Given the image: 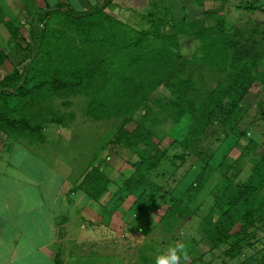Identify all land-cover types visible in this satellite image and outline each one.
I'll return each instance as SVG.
<instances>
[{
    "label": "rangeland",
    "instance_id": "374dc122",
    "mask_svg": "<svg viewBox=\"0 0 264 264\" xmlns=\"http://www.w3.org/2000/svg\"><path fill=\"white\" fill-rule=\"evenodd\" d=\"M68 2V9L82 11L77 0ZM162 2L154 8L118 5L126 16L117 19L145 31L147 17L156 9L157 16L170 22L185 20L187 30L203 34L217 26L206 18L207 13L215 12L224 21L223 32H212L216 44L207 51L208 56L204 58L201 51L207 36L203 34L205 41H201L190 33L176 42L173 52L179 55V62L171 67L170 59H164L169 66L163 72L172 70V76L181 77L177 82H170L163 72L157 76L149 72L133 80L141 63L138 59L148 64L160 49L157 39L145 40L136 56L132 50L98 47L74 36L57 42L31 84L36 87L45 78L66 74L85 76L82 89L41 93L34 101L0 92V106L11 107L14 120H29L33 126L51 122L40 133L30 135V143L45 144V150L39 157L31 152L23 171L31 170V177L45 172L46 193L62 186L57 178L60 174L50 169L60 172L66 181L63 193L76 205L62 224L61 253L66 264H73L76 258L79 264H155L154 257L177 242L185 246L188 256L181 264H264V222L243 230L236 225L229 233L231 238L217 248L207 238L213 223L227 209L225 195L233 190L242 196L264 156V0H182L181 5L175 0L170 8ZM34 20L13 18L15 28L9 32L13 35L18 30L24 41L14 44L12 37L0 38V91L7 87L4 78L21 74L28 63L31 30L38 45L44 43L47 49L50 39H39L41 30L58 31L67 23L47 18L46 28L39 25L37 29ZM129 75L130 82L140 86L135 104L128 101L129 94L115 88L119 83L123 87L121 83ZM182 77L195 83L196 103L211 109L221 90L229 89L228 81L239 85L238 98L233 100L230 95L225 99L234 108L231 114L218 111L206 129H198L196 137H192L193 125L198 120V128L201 122L185 114V95L178 99L180 94L174 91L180 88ZM141 124L148 131L146 143L131 147L117 142ZM156 146L162 153L156 165L143 173V179L134 177L138 152ZM17 154L21 158L20 150ZM102 159L109 189L95 202L79 190ZM33 160L39 163L32 164ZM130 178L136 180L132 191L127 190ZM174 206H181L183 215L167 217ZM240 244L241 254L230 257L228 251ZM71 253L76 256L72 263Z\"/></svg>",
    "mask_w": 264,
    "mask_h": 264
},
{
    "label": "trees",
    "instance_id": "16d2710c",
    "mask_svg": "<svg viewBox=\"0 0 264 264\" xmlns=\"http://www.w3.org/2000/svg\"><path fill=\"white\" fill-rule=\"evenodd\" d=\"M111 3L112 0H106L101 7H94V9L92 8L88 12H77L73 10V8L68 9L67 6L61 4L56 6V8L51 9V12L49 11L44 16H41L38 19L35 18L36 20H34V23L37 24V29L39 28V25L41 26L40 28H46L48 21L47 18L57 20L60 19L61 21L59 22L67 23L62 25L61 29L58 31H46L45 29L41 30V32H43L39 39H42L43 42L50 39L51 45L50 48L47 49L43 47L44 43L42 46L41 44L38 45V40L33 34L34 31L31 30L26 49L29 61L24 66L21 74L16 73L4 78V81L7 83V87L6 90L0 92H4V94H8L9 96L16 97L18 99H28L29 101H34V98L39 97V94L41 93H59L67 89H82L85 76L72 77L66 74L59 77L45 78V80L39 82L36 87L34 84H31L38 76L39 71L44 69V66L47 64L46 61L48 60V57L57 42L65 39L71 40L70 37L73 38V36L78 40L80 39L82 43L91 42L97 46L107 45L123 52L132 50L134 52H132V54L135 56L138 54L136 51L142 47L145 40H149V38H153L154 40L157 39V42L161 43V47L152 55L151 62L145 64L142 58L138 59L141 63H139V68L136 72L133 73V80L135 77L137 80H140L149 72H153L154 76L161 74L165 65L169 66V63H164V59L166 58L170 59L171 67L173 66V63L179 62V55L173 52L174 48H177L176 42L178 38L189 36L191 33L194 37L203 41L205 39L204 35H206L208 40L207 42H204V45L201 48L205 58L208 56L207 51L216 44V41H214V38L212 37V32L215 30L218 35L223 32L222 28L224 21L222 18L218 17L215 12L207 13L206 18H212V21L217 22H214L217 26H213V28L209 29V31L203 32V35L199 32L192 33L190 30H187L185 20L182 22H170L163 19L164 17L157 16L159 11L157 12L156 9H154L153 13L151 12L147 17L150 18L147 30L139 31L130 27L120 19L107 14L106 9L110 7ZM165 17L167 16L165 15ZM152 18H157V20ZM201 25L203 26L204 22L201 23ZM6 26L9 27L8 29H10L12 33L15 25L12 22H8ZM154 26L155 28H153ZM17 31L18 30H14L13 35L11 34L14 44H17L24 39ZM232 53L235 55L234 52ZM141 55L146 54L142 53ZM1 56H3L4 59L7 57L5 54H2ZM244 69H247L246 65L244 66ZM171 72L172 70H169L166 73L163 72V74L165 77L170 76V78H167L170 79V82H177L181 77L172 76L170 74ZM131 77L132 76L129 75L128 78L121 83V85L124 84L123 87H119V83L115 85V88L117 90L121 89V91L125 94H129L130 100L128 101L131 104H135L137 99L136 94L139 92L140 86L137 82L131 83ZM181 80L182 81L179 86L180 88H175L174 91L177 94H180L178 99L184 98L182 96L185 95V114L189 115L191 120L194 121L199 119L201 122L198 128H196L198 120L196 122L194 121L196 125H193L194 129L192 137L197 136L196 133L199 128L206 129L207 126L213 122L218 111H223L224 113H229L230 115L234 108L227 105L225 99L227 96L232 95V99L235 100L236 97L238 98L240 95L238 83L228 81L229 89L221 90V94L218 98L219 101L216 103V106L211 109L204 104L199 102L196 103L198 96H195L197 94L195 87L192 88L195 85L192 79L185 80L184 77H182ZM192 98L196 100H192ZM238 108H236V110ZM12 112L13 109L11 107L0 106V136L5 134L12 136L14 139L16 137H23L30 143L29 137L31 134L40 133L44 126L51 124V122L47 120L33 126L32 122L29 120H14L12 118ZM203 132L204 131H202V133ZM147 135L148 131L145 126L141 124L133 133L126 134L117 142L124 143L131 147H138L146 143ZM161 155L162 153L158 146L153 147V149L150 150L143 149L142 151H139L136 155V157H138V161L134 164L136 167L134 177L140 176V179H143V173L151 169L153 167V163L156 165L155 162L159 160ZM199 158L201 157L199 156ZM104 166L105 164L102 159L98 162L96 168H92L90 175L85 178L84 183L81 184L83 186H81L79 190L95 202L100 201L109 189L107 186V184H109V179L105 173ZM128 181L127 190L132 191L131 188H133V181L135 182L136 180L135 178H130ZM232 193H234V198L231 197ZM224 199L227 209L224 211L220 219L213 223L211 230H209L207 234L208 240L215 248L224 245L225 242L231 238L229 233L236 225L240 224L241 230H243L257 222H264V156L262 157L259 165L255 167L245 193L238 197L236 192L231 190L228 191ZM234 211L236 212L234 213ZM183 213L184 209H182L181 206H174L169 210L167 217L179 218L183 215ZM241 251V244L236 245V248H231L228 251V255L230 257H237L241 254Z\"/></svg>",
    "mask_w": 264,
    "mask_h": 264
},
{
    "label": "crops",
    "instance_id": "0c3cea01",
    "mask_svg": "<svg viewBox=\"0 0 264 264\" xmlns=\"http://www.w3.org/2000/svg\"><path fill=\"white\" fill-rule=\"evenodd\" d=\"M69 0H0V38L9 39L6 23L19 18H39L38 13H48L58 5L70 6ZM82 11L88 12L94 7H101L106 0H77ZM159 0H112L106 13L114 18H125V10L118 5L125 4L142 8L156 6ZM164 0H161V2ZM167 1V3H166ZM165 8L174 5L175 0H166ZM182 0H180L181 5ZM133 4V5H132ZM178 5V4H177ZM159 7V6H158ZM129 13V12H128ZM183 18L185 14L182 13ZM43 16V15H42ZM21 22V23H22ZM2 136V137H1ZM0 136V264H66L61 253L63 244V225L72 209L76 210L74 201L63 193L66 181L59 173L62 186L57 192L49 191L43 185L45 172L31 177L33 172L24 173L25 164H29L30 153L41 156L45 144L33 145L26 138ZM4 136V137H3ZM21 151V158L17 152ZM41 161V159H39ZM35 161V162H34ZM39 163L33 160L32 164ZM26 170V169H25ZM16 174L18 175H15ZM45 183V184H44ZM84 194V193H83ZM86 194H84L85 196ZM87 197V195H86ZM75 254H70V262ZM79 258L73 264H79Z\"/></svg>",
    "mask_w": 264,
    "mask_h": 264
},
{
    "label": "clouds",
    "instance_id": "9594fccd",
    "mask_svg": "<svg viewBox=\"0 0 264 264\" xmlns=\"http://www.w3.org/2000/svg\"><path fill=\"white\" fill-rule=\"evenodd\" d=\"M154 259L155 264H181L182 261L188 260V256L185 252V246L177 242L174 246L162 250Z\"/></svg>",
    "mask_w": 264,
    "mask_h": 264
}]
</instances>
